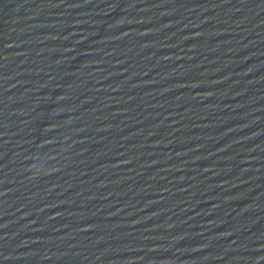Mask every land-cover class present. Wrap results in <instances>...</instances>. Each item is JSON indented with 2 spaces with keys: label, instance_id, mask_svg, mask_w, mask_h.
<instances>
[{
  "label": "water",
  "instance_id": "95a60500",
  "mask_svg": "<svg viewBox=\"0 0 264 264\" xmlns=\"http://www.w3.org/2000/svg\"><path fill=\"white\" fill-rule=\"evenodd\" d=\"M0 264H264V0H0Z\"/></svg>",
  "mask_w": 264,
  "mask_h": 264
}]
</instances>
